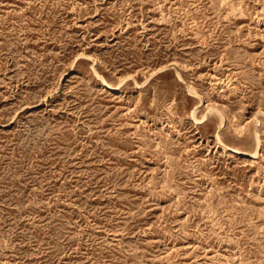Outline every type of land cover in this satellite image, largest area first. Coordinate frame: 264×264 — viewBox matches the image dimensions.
Listing matches in <instances>:
<instances>
[{
	"label": "rangeland",
	"instance_id": "rangeland-1",
	"mask_svg": "<svg viewBox=\"0 0 264 264\" xmlns=\"http://www.w3.org/2000/svg\"><path fill=\"white\" fill-rule=\"evenodd\" d=\"M0 264H264V0H0Z\"/></svg>",
	"mask_w": 264,
	"mask_h": 264
},
{
	"label": "bare ground",
	"instance_id": "bare-ground-1",
	"mask_svg": "<svg viewBox=\"0 0 264 264\" xmlns=\"http://www.w3.org/2000/svg\"><path fill=\"white\" fill-rule=\"evenodd\" d=\"M102 88H105L106 90H108V91H116L117 90V88L116 87H114V86H112V85H110V84H108V83H102ZM231 88V87H230ZM192 115L194 116V112H192ZM221 116V115H220ZM254 118V117H253ZM258 137V136H257ZM257 139V138H256ZM258 143H259V141H258ZM258 146V145H257ZM259 147V146H258ZM257 148V147H256ZM258 151V150H257ZM241 152H239L238 150H236V149H233V151H231V154H240ZM257 152H255V153H245L247 156H254L255 154H256ZM258 155V154H257Z\"/></svg>",
	"mask_w": 264,
	"mask_h": 264
}]
</instances>
